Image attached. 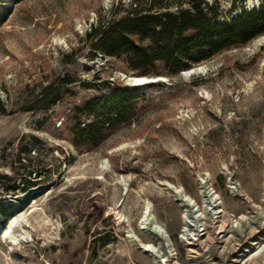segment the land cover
Instances as JSON below:
<instances>
[{
    "label": "rangeland",
    "instance_id": "rangeland-1",
    "mask_svg": "<svg viewBox=\"0 0 264 264\" xmlns=\"http://www.w3.org/2000/svg\"><path fill=\"white\" fill-rule=\"evenodd\" d=\"M199 1L0 0V264H155L126 240H147L137 228L147 201L172 244L162 264H254V243L264 250V42L253 41L264 33L192 64L206 65L202 74L150 72L166 79L142 85L124 80L142 69L89 36L101 20L139 9L194 14ZM248 1L199 8L221 23L262 2ZM116 87L136 92L130 119L76 146V107ZM20 213L10 243L2 232Z\"/></svg>",
    "mask_w": 264,
    "mask_h": 264
},
{
    "label": "trees",
    "instance_id": "trees-1",
    "mask_svg": "<svg viewBox=\"0 0 264 264\" xmlns=\"http://www.w3.org/2000/svg\"><path fill=\"white\" fill-rule=\"evenodd\" d=\"M201 1L193 4L194 14L182 9L157 14L142 13L139 9L130 12L131 16L101 20L89 33L96 38L92 47L108 56L123 57L134 68L142 69L143 75L152 72L176 76L237 41L245 43L264 33L260 27L264 24V0L257 10H241L221 23L204 16L199 8ZM156 63L162 64L164 70L148 69ZM72 81L68 75L62 78L64 83ZM136 97L135 91L116 87L107 95L77 106L69 125L73 143L82 146L101 141L108 130L130 119L135 101L132 99Z\"/></svg>",
    "mask_w": 264,
    "mask_h": 264
},
{
    "label": "bare ground",
    "instance_id": "bare-ground-1",
    "mask_svg": "<svg viewBox=\"0 0 264 264\" xmlns=\"http://www.w3.org/2000/svg\"><path fill=\"white\" fill-rule=\"evenodd\" d=\"M210 1H212V0H210ZM220 1L222 2V5L224 7H227L229 2H230V0H220ZM253 1L254 0H249L248 5L250 6L253 3ZM263 42H264V34L257 37L253 41V46L258 47ZM197 68H200L204 72L206 65L197 64V65L191 66L190 68H188L184 71L185 72L184 74H188V70H190V69L196 70ZM154 78H156V76L126 75L124 77V80L129 85H142V84H145L148 82L149 83L152 82ZM165 79H166L165 76H158L156 78L157 81H160L162 83L164 82ZM165 185H167L168 188H170L172 191H174L175 193H177L179 195L178 200H180L182 202L183 206L188 208L189 202L194 201L189 195H187L184 192V190L181 187H177L176 185L170 183L169 181H166ZM205 189L206 188H203L202 186L199 187L200 196H204V198L206 197L208 199V203L211 204L213 201L208 196ZM209 194L211 195V193H209ZM213 194H214V192L212 193V195ZM243 217H244V214H241L239 217H236L232 222H236L238 220H241ZM23 219H24V213H20L18 215H15L13 217V219L10 222H8L6 227L4 228V230L2 232V238L9 240L10 243L16 242L18 240L19 236H21V235L17 234V233H12L11 228L16 222L19 221V223H20L23 221ZM137 228L140 230V232H143V234L147 237V240L142 241L137 236H134L133 234L130 233V234L126 235V240L129 242V244L132 247L139 249L141 252L146 253L152 259V261L155 264H162V262H164V263L167 262L169 257L171 256L172 244L169 243V237L166 235V233L158 225V222L156 221V219L153 215L152 207H151V204L149 203V201L145 202L143 205V209H142V212L140 215V219L138 221V227ZM19 233H21V232H19ZM195 235H196L195 233H191V234L182 233L181 239L187 245H192L193 240H196L194 238ZM157 243L162 244L164 252L161 255L158 252ZM254 245L256 246V248H255L256 253L254 254L255 256L251 259L252 263L256 264L255 262L259 259V256H261L263 258V262H264V254H263L264 250H262V246H261L260 242L257 241L254 243Z\"/></svg>",
    "mask_w": 264,
    "mask_h": 264
},
{
    "label": "water",
    "instance_id": "water-1",
    "mask_svg": "<svg viewBox=\"0 0 264 264\" xmlns=\"http://www.w3.org/2000/svg\"><path fill=\"white\" fill-rule=\"evenodd\" d=\"M182 73L184 74L185 72L182 71ZM202 73H203V71H202L200 68H197L196 70H193V69L188 70V75H191V74H202ZM124 77H125V76H124ZM157 77H158V76H156V78H157ZM156 78H154L152 82H156V83H158V84H162V82L157 81ZM205 191H206V193L208 194L207 189H205ZM208 196L210 197L209 194H208ZM210 198H211V197H210ZM192 205H193V201H190V202H189V207H192Z\"/></svg>",
    "mask_w": 264,
    "mask_h": 264
}]
</instances>
